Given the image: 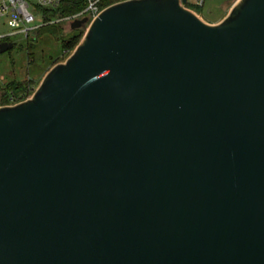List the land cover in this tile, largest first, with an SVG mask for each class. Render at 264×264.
<instances>
[{"label": "water", "instance_id": "water-1", "mask_svg": "<svg viewBox=\"0 0 264 264\" xmlns=\"http://www.w3.org/2000/svg\"><path fill=\"white\" fill-rule=\"evenodd\" d=\"M186 1L108 6L0 106V264H264V0Z\"/></svg>", "mask_w": 264, "mask_h": 264}, {"label": "rangeland", "instance_id": "rangeland-1", "mask_svg": "<svg viewBox=\"0 0 264 264\" xmlns=\"http://www.w3.org/2000/svg\"><path fill=\"white\" fill-rule=\"evenodd\" d=\"M187 6L192 8L193 12L206 23L216 25L229 15L233 2L230 0H205L203 5H199L195 3V0H189ZM39 12H36L34 23L37 27L32 30L29 37H26L23 32L12 33L13 29L7 25L6 19L0 18V34H10L9 37L13 42L12 48L0 53V104L9 103V100L1 99V92L11 82L28 84L31 90V93L28 94V98H30L47 72L55 65L64 62L73 52L63 55V40L56 35L60 28H64V33H68L66 38L72 34L74 30L70 27L71 22L64 21L59 24L57 20H54L46 24L41 17L42 11ZM48 24L56 25V27L51 28ZM89 24L90 22L81 27L80 41ZM17 100L19 101V99Z\"/></svg>", "mask_w": 264, "mask_h": 264}, {"label": "built area", "instance_id": "built-area-1", "mask_svg": "<svg viewBox=\"0 0 264 264\" xmlns=\"http://www.w3.org/2000/svg\"><path fill=\"white\" fill-rule=\"evenodd\" d=\"M104 1L106 0H87V6L81 13L66 17L62 20L72 22L75 19L86 16L88 17L89 22H91L97 18L100 13L108 6L130 0H107L110 3L103 5ZM188 1L189 0H187L183 6L194 11L192 8L187 6ZM230 1L233 2L234 6L240 0ZM61 2L62 0H0V18H5L7 25L14 31L23 32L25 33L26 37H28L32 30L37 27L34 25L36 21V12L40 13L39 11L42 9H55L61 4ZM204 2L205 0H195V3L199 5H203ZM41 17L43 18L42 14ZM6 37L7 35L0 34V41ZM20 102L22 101H18L15 96L11 94L9 97V103L2 106L15 105Z\"/></svg>", "mask_w": 264, "mask_h": 264}, {"label": "trees", "instance_id": "trees-1", "mask_svg": "<svg viewBox=\"0 0 264 264\" xmlns=\"http://www.w3.org/2000/svg\"><path fill=\"white\" fill-rule=\"evenodd\" d=\"M109 3L110 2L106 0L103 2V5ZM86 6L87 0H62L61 4L55 9L41 10L43 15V22L47 24L51 21L57 20L60 24L64 22L62 19L81 13L86 8ZM48 26H50L51 28L56 27V25L52 24H48ZM63 30L64 28H60L59 33H56V35L59 39L63 40V55H67L68 53L72 52L79 44L82 28L74 30V32H72V34H70L67 38L66 35H68V33H64ZM32 91H34V88H32ZM30 93L31 90L29 89V85L25 82H11L6 85V87L1 92V99H5V101H7L9 100L10 95L13 94L16 99L23 101L28 98V94ZM6 103H1L0 105H4Z\"/></svg>", "mask_w": 264, "mask_h": 264}, {"label": "crops", "instance_id": "crops-1", "mask_svg": "<svg viewBox=\"0 0 264 264\" xmlns=\"http://www.w3.org/2000/svg\"><path fill=\"white\" fill-rule=\"evenodd\" d=\"M12 33H18V32H16V31L13 30ZM9 35H10V34H8L7 37H6L5 39H3L2 41H9V42H11V38L9 37ZM28 37H29V36H28ZM2 41H0V42H2ZM12 43H13V42H12Z\"/></svg>", "mask_w": 264, "mask_h": 264}]
</instances>
